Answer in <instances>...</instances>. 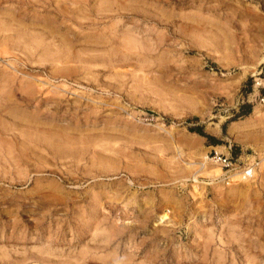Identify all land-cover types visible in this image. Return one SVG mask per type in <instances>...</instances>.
<instances>
[{"label": "rangeland", "instance_id": "1", "mask_svg": "<svg viewBox=\"0 0 264 264\" xmlns=\"http://www.w3.org/2000/svg\"><path fill=\"white\" fill-rule=\"evenodd\" d=\"M263 59L264 0H0V264H264Z\"/></svg>", "mask_w": 264, "mask_h": 264}, {"label": "built area", "instance_id": "2", "mask_svg": "<svg viewBox=\"0 0 264 264\" xmlns=\"http://www.w3.org/2000/svg\"><path fill=\"white\" fill-rule=\"evenodd\" d=\"M255 97L258 99L259 103H264V76L256 78L254 81ZM229 154V153H228ZM214 162H216L220 169L223 170V175L221 176V181H228L229 174L231 173V157L229 155L217 154L214 152L212 156ZM228 183V182H227Z\"/></svg>", "mask_w": 264, "mask_h": 264}, {"label": "trees", "instance_id": "3", "mask_svg": "<svg viewBox=\"0 0 264 264\" xmlns=\"http://www.w3.org/2000/svg\"><path fill=\"white\" fill-rule=\"evenodd\" d=\"M200 135H202V136H205L207 139H209V141H211V144H216L217 143V141L213 138V137H211V136H208V135H206V134H204V133H202V132H200V131H197Z\"/></svg>", "mask_w": 264, "mask_h": 264}, {"label": "bare ground", "instance_id": "4", "mask_svg": "<svg viewBox=\"0 0 264 264\" xmlns=\"http://www.w3.org/2000/svg\"><path fill=\"white\" fill-rule=\"evenodd\" d=\"M45 1V4H50L51 5V3H52V0H44ZM47 1V2H46ZM42 2H43V0H42ZM82 4V3H81ZM129 41V40H128ZM263 61H264V59H263ZM42 85V84H41Z\"/></svg>", "mask_w": 264, "mask_h": 264}]
</instances>
